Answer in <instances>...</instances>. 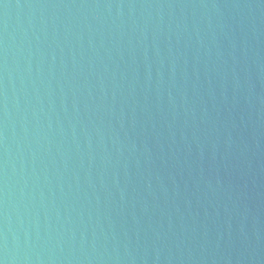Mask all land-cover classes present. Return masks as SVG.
Listing matches in <instances>:
<instances>
[{
  "label": "water",
  "instance_id": "obj_1",
  "mask_svg": "<svg viewBox=\"0 0 264 264\" xmlns=\"http://www.w3.org/2000/svg\"><path fill=\"white\" fill-rule=\"evenodd\" d=\"M0 264H264V0H0Z\"/></svg>",
  "mask_w": 264,
  "mask_h": 264
}]
</instances>
